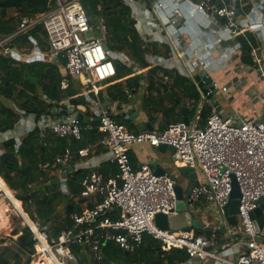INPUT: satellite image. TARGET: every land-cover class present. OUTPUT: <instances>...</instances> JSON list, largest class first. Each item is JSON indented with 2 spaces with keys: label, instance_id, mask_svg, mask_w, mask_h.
Wrapping results in <instances>:
<instances>
[{
  "label": "built area",
  "instance_id": "1",
  "mask_svg": "<svg viewBox=\"0 0 264 264\" xmlns=\"http://www.w3.org/2000/svg\"><path fill=\"white\" fill-rule=\"evenodd\" d=\"M125 1L138 14L135 15L136 27L143 40L169 43L173 46V55L181 53L192 59L188 63L190 71L197 66L213 64L216 61L214 52L222 48L223 40L236 38L244 31L264 24V0H220L222 6L213 0ZM138 2H143V6L139 7ZM247 3L252 6L246 14L241 9ZM188 6H192L193 13L203 12L215 22L218 17L226 19V22L219 23V28L206 38L202 46L183 44L182 37L174 33L167 36L161 33L162 36L151 38L143 32L148 27L151 30H166L168 25L177 22L179 13ZM145 11L147 16L143 20L139 14ZM39 24L44 27L51 54L66 60L67 74L77 78L85 89L97 93L99 85L116 74L115 60L129 66L133 63L126 53L113 51L107 46L104 34L106 26L102 23L101 33L97 32L81 0H56L47 13L36 18L23 16L15 32L0 36V50L7 56L19 58L21 54L13 47L12 40L29 33ZM260 39L264 51V35ZM241 48L239 43H235L223 49L222 62L232 59ZM252 57L254 62L261 63L258 49L253 50ZM167 61L160 56L149 59L150 64L162 67L168 66ZM68 80L67 77L62 80L63 88L68 87ZM217 89L227 91L228 87L212 82L207 94ZM16 110L21 114L22 122L26 119L24 117L32 120L27 134L39 127L42 132L50 130L61 137L82 139V121L76 113L59 116L60 109H53L51 113L38 115L20 107H16ZM93 115L101 119L98 128L105 134L101 141L108 151L105 161L116 163L119 170L109 176L94 171L85 177L80 197H91L94 206L86 207L81 213H73V227L64 228L58 233H54L51 222L33 220L23 206L16 208L33 235L35 249L31 254V264H82L85 256L90 264H105V243L115 241L123 250L133 251L142 244L145 233L160 240L164 250H186L189 254L186 264H202L207 260H218L221 264H264V226L257 229L253 214L264 197V118L246 115L234 117L214 111L204 126L178 120L160 131L135 132L119 122L99 98L95 100ZM15 132V128L0 130V145L15 139L16 147H19L22 138ZM144 142L155 147L162 144L174 146L181 155L178 162L194 167L197 173L203 175L202 178L198 176L199 184L194 186L192 192L185 194V200L189 208L204 201L217 206L224 219L226 233L231 237L236 236L238 244L246 248L239 250L236 260L220 255L219 249L230 244L221 245L214 235L209 238L206 234L197 235L191 229L174 231L158 227V213L172 215L178 211V183L168 173L156 174L149 165L140 168L134 166L129 148L135 143ZM95 151V145L81 147L78 154L85 161L73 162L74 153L67 148L56 159L53 174L60 176L65 196H70L67 182L75 171L97 166L92 155ZM3 154L4 149L0 146V157ZM232 175H235L242 193L236 226L230 225L224 215V207L230 202L233 191Z\"/></svg>",
  "mask_w": 264,
  "mask_h": 264
},
{
  "label": "trees",
  "instance_id": "2",
  "mask_svg": "<svg viewBox=\"0 0 264 264\" xmlns=\"http://www.w3.org/2000/svg\"><path fill=\"white\" fill-rule=\"evenodd\" d=\"M55 2L56 0H0V36L15 32L25 15L36 18L47 13ZM81 2L99 33H101V24L106 26L104 34L107 46L113 51L130 55L140 68L149 67L150 63L146 57L148 52H161V47L157 43L148 44L143 40L136 27L137 20L132 8L125 0H81ZM213 2L218 6L223 5L221 1L213 0ZM251 6V3H247L241 11H249ZM11 9L15 10V15L10 14ZM223 22H226L225 18ZM29 35L37 38L44 49L47 48L46 32L41 24L29 33L16 36L12 40V45L22 47L29 43ZM247 36H240L243 43L242 58L251 61V53L253 47L257 45V40L250 32ZM61 60L65 65L66 60L63 57ZM114 63L116 64V80L134 73V69L123 62L115 60ZM163 69L161 66L148 69L151 91L157 89L156 85L160 80L156 79V76ZM164 71L171 73L167 69ZM65 74L66 72L64 73L56 62L27 63L7 56L0 50V96L14 100L16 106L27 112H36L38 115L51 113L54 102H60L65 98H69L75 106L87 105V100L79 95L80 91L75 87L73 78ZM31 77L37 78L38 82L36 83ZM66 77L70 83L64 89L62 80ZM142 79L141 74L128 77L127 88H124L122 82L115 83L111 86V89L116 91V94H111L112 98L128 101L130 91L135 90L132 82L140 87ZM39 86H41V95ZM49 100L54 102H49ZM144 101L145 104L148 103ZM154 103L155 105L161 104L162 99ZM179 104L180 101L177 100L170 109L166 110L171 121L181 120L174 118ZM210 111L209 109L202 111L205 121ZM90 114L88 110L86 115ZM20 117L21 114L15 106H9L0 101V130L13 129ZM116 119L129 124L132 129L129 121ZM82 126V139L79 140L73 137L58 136L50 130L42 132L37 127L21 139L22 143L19 147H16L15 139L1 144L4 154L0 157V175L5 180L4 182L11 191L16 192L14 196L23 202L25 211L33 219L42 223H52L54 233L73 227L74 223L71 218L73 213H81L86 207L94 206L91 197H80L84 189L83 181L87 175L91 174L89 169L81 168L70 176L67 182L70 190L69 197L64 195L60 176L53 174L56 170L54 167L56 159L63 155L67 148L74 153L73 162H77L81 159L78 154L79 148L102 140L104 133L99 131V123L96 120H93L92 128H88L85 120L82 121ZM118 170V165L112 162H106L101 168L106 176L114 175ZM59 211L61 212L58 214ZM195 231L197 235L204 234L203 230L196 229ZM13 235H18L14 246H5L0 250V264H31V254L35 248L30 228L26 226L20 230H14ZM103 252L105 264H186L189 260L186 250L180 248L164 250L160 240L148 233L144 234L142 244L133 251H125L115 241H108L103 246ZM81 263L90 264L88 257L85 256Z\"/></svg>",
  "mask_w": 264,
  "mask_h": 264
},
{
  "label": "crops",
  "instance_id": "3",
  "mask_svg": "<svg viewBox=\"0 0 264 264\" xmlns=\"http://www.w3.org/2000/svg\"><path fill=\"white\" fill-rule=\"evenodd\" d=\"M193 1L199 2L200 0ZM216 1L219 2L220 0ZM137 4L139 7L143 6V2H138ZM131 8H133V6ZM191 9L192 6H188V8L183 9L182 12H180L181 14L178 17L177 22L173 25H168V28H165L166 30L164 31H161L160 29L151 30L149 27H146L147 30L143 32L148 33L151 38L162 36L160 35L161 33L164 35L166 34V36L169 33H174L182 37L183 44H193L200 47L203 45L206 38L212 35V33L219 28V23H222L224 18L218 17L215 22L214 20L209 18L207 14L200 11L193 13ZM132 11L134 12V10ZM242 12L247 14V12H245L244 10ZM133 15L135 17V15L138 14L134 12ZM139 16L141 19L146 20L147 11H145L144 13H140ZM248 32H250L257 40V45L253 47V50L258 49V52L262 59L260 64L253 61V50L251 53V61H246L242 58L243 43L240 40V36L248 37ZM263 35L264 24H258L253 29L244 31L236 38L226 41L223 40L221 43L222 48L214 52L213 56L216 61L207 67L197 66L192 71H190V65L188 64L192 61V59L181 53L173 55V46H171L169 43L145 41L148 44L157 43L158 46L161 47V52L159 53H147L146 57L148 62L149 59L156 56H160L168 60V66H163L164 69L162 71H159L156 76V79L159 78L160 80L156 85L157 89L151 91V89L149 88L150 76L148 72H145V70L148 71L150 67H155L156 65L150 64L146 69L140 68V66L136 64L134 59L127 54L133 61V63L130 66L127 64L126 65L132 67L134 69V73L117 80L115 79L114 75L113 77L109 78L99 85L97 93L90 89H85L83 85L82 87L77 86L78 84L75 85V87L80 91L79 95H82L88 102L87 105L77 106V109L85 112V121L88 124V128H92L93 120L97 121L98 119L93 115V113L95 108V100L99 98L100 101H102L111 111L115 118H120L126 122L129 121V123H131L130 125L132 126V129H130L129 124L127 125L125 122L121 123L126 125L128 129L135 132L141 131L143 125L147 123L156 130L160 131L165 129L169 123L174 122L173 120L171 121L170 116L166 114V110L170 109L173 103L177 102V100L180 101V104L176 110V115L174 118L183 120L181 107L188 106L191 112L190 121L192 123L196 122L201 126H204L207 122L205 121L206 119L204 120V118L202 117V111L205 109L211 110L209 116L214 111H218L227 116L236 117L239 115H246L257 119H262L264 118V51L262 49L263 42L260 38ZM45 41L47 48L44 49L43 45L38 42L37 38L29 35V43L23 45L22 47L13 45V47L16 48L17 51L21 54L19 58L16 59L27 63L49 61L56 62L57 64H59L62 71H65V65L61 62L62 57L56 58L51 54L47 35ZM235 43H239L240 46H242L241 50H239L238 54L232 59L228 60L227 62H222V50ZM166 69L170 70L171 73H165L164 70ZM188 69L190 72L188 71ZM136 74L142 75V86L137 87L135 83L132 82L133 88L135 90L134 92L130 91L128 101L113 99L111 94H116V91L114 89H111V86H113L117 82H122L124 88H127V78ZM198 74H203L204 78H208L212 82H217L220 86H227V91H224L222 89L214 90V92L211 93L212 97H210L211 94H204L201 90L202 88L199 82L195 78ZM78 82L80 83L79 80ZM138 93H140V99L139 97L137 98ZM196 95H198V98H196ZM147 99H149V101ZM160 99H162V103L155 105L154 102L156 100L160 101ZM144 100H146L148 103L145 104ZM152 100H154V102H152ZM49 102L54 101L49 100ZM59 103L60 107H56L54 105L51 111L53 109H60L61 112L63 106H66V104H72L69 98H65ZM16 107L19 106L15 105V108ZM199 109L201 110L200 113L198 112ZM88 110L91 112L89 116L86 115V112ZM73 114V112H69L68 114H61V116H71ZM24 118L26 119L23 122L21 120L22 118L19 119L14 127L16 131L15 133L18 134L20 138H23L27 135V127L31 124L32 121L31 118ZM101 141L102 140L96 143L89 144L96 146V151L92 155H94V162L97 163V166L87 168L90 170V173L94 171L102 172L101 168L106 163L105 159L108 151L102 146ZM129 154L134 166L137 168H140L142 165H149L155 170V167L152 165V162L154 161L156 162L157 166L164 167L167 170V173L173 167L172 156L169 152H164L160 149V147L152 146L151 144L146 142L135 143L131 145L129 148ZM81 161H85V158H81L80 162ZM175 163L177 165H181L178 161ZM199 174L200 173H198V176H200ZM5 206L6 205H4V207ZM211 209L215 213L218 212L217 217L209 212V210ZM188 210L193 214L194 218H200L203 222H205L206 228L214 230L213 235L217 238L219 237L218 239L221 245L230 244V246L227 245L226 247H221L219 249L220 255L230 258L231 260H236L239 254V250L246 249L244 245L238 244V238L231 237L226 233L224 219L218 211L216 205L204 201L198 203V205L193 208H189ZM179 212L180 210L178 209V211L174 214H178ZM2 220H0V224L4 225L6 223V220ZM217 222H221L224 226V231L222 233L219 226L216 225ZM189 229L194 231L196 230L193 227H190ZM171 230L180 231L183 229ZM223 239L224 242H222ZM202 264H221V262H219L218 260H207Z\"/></svg>",
  "mask_w": 264,
  "mask_h": 264
},
{
  "label": "water",
  "instance_id": "4",
  "mask_svg": "<svg viewBox=\"0 0 264 264\" xmlns=\"http://www.w3.org/2000/svg\"><path fill=\"white\" fill-rule=\"evenodd\" d=\"M180 16V13H179ZM92 35V32H90ZM196 80L199 82L201 86L202 92L208 93L212 88V81L208 78H204L203 74L196 75ZM32 80L35 81V78L31 77ZM212 97V94L211 96ZM56 107H60L59 102H55ZM69 112L76 113L78 118L81 121L85 120V112L82 110H78L77 106L71 104L69 106H63L60 114H68ZM181 113L183 115V120L187 123L190 122V108L188 106L181 107ZM100 118L97 119L100 122ZM145 130H155L150 124H144L141 131ZM160 149L164 152L172 153V160L174 162L181 160V155L177 152L176 148L172 145L162 144ZM152 165L155 167V173L158 175H163L167 173V170L164 167L157 166L156 162H152ZM181 169L185 174L188 175L189 178V186L187 189L186 194H190L195 185L199 184L198 173L196 169L192 166L188 165H181ZM233 178V191L231 195L230 202L224 207V215L227 217L228 222L232 226H236L238 223L237 215L239 213V206H240V198L242 196L240 185L235 177L232 175ZM177 196L179 199L178 202V209L180 212L178 214L168 215L165 213H158L156 215V223L158 227L164 230H171V229H183L189 230L190 227L194 229L204 230L205 234L211 238L214 234V230L206 228L205 222H203L200 218H194L193 214L188 210V204L185 200V193L183 187L180 185L176 186ZM254 217L256 219V227L260 230L264 226V197L260 200V205L255 209L253 212ZM224 242V239L222 240Z\"/></svg>",
  "mask_w": 264,
  "mask_h": 264
},
{
  "label": "rangeland",
  "instance_id": "5",
  "mask_svg": "<svg viewBox=\"0 0 264 264\" xmlns=\"http://www.w3.org/2000/svg\"><path fill=\"white\" fill-rule=\"evenodd\" d=\"M15 13L16 12H15L14 9H11L10 10V14H14L15 15ZM65 72H66V69H65L64 73ZM145 72L147 73V70H145ZM65 75L67 77L69 76L67 74V72H66ZM35 81L37 83L38 82V79H35ZM73 83H74V85H77L78 84L77 86H81L82 87V84L78 82V79L77 78H73ZM39 94L40 95L42 94V92H41V86H39ZM138 97H139V99L141 98L140 93L137 94V98ZM0 101L4 102L5 104H7L9 106H13L14 107L16 105V102L14 100L5 99L2 96H0ZM170 155L172 156V153H170ZM168 174H170L171 176H173L176 179L178 185H180L181 187H183L184 192L186 194L187 189H188V186H189V178H188V175L185 174L183 172V170L181 169V165H177L174 162V160H173V167H172L171 170L168 171ZM199 175H200L201 178L203 177V175L201 173ZM0 192H1V196H0L1 201L4 199L2 202L5 203V205H7L6 207H10V209H11L9 212H7L8 215H7L6 223L4 225L0 224V250H2L5 246H11V247L14 246L15 240L18 237V235H13L14 230H20V229L26 227V223H25V220H24L22 214L17 211V209L15 208L14 204L6 197V195L4 194V191H2L0 189ZM15 193L16 192L13 191V194L14 195H15ZM20 203L23 206V202L20 201ZM23 208H24V206H23ZM24 210H25V208H24ZM61 211H59L58 214ZM209 212L212 215H214L215 217L218 216L217 215L218 212L215 213L212 209L209 210ZM33 220H35V219H33ZM216 225L219 226V228L221 230V233H222L224 231L223 224L221 222H217ZM202 235H204V234H202Z\"/></svg>",
  "mask_w": 264,
  "mask_h": 264
},
{
  "label": "bare ground",
  "instance_id": "6",
  "mask_svg": "<svg viewBox=\"0 0 264 264\" xmlns=\"http://www.w3.org/2000/svg\"><path fill=\"white\" fill-rule=\"evenodd\" d=\"M4 181L5 180L0 176V186H1L0 189L4 191V194L14 204L15 208H22V204L20 203L19 199L16 196H14L13 191L9 189V187ZM2 201H0V220L3 219L5 221L7 220V215H8L7 212H9L11 209L10 207H6L7 205L4 207L5 203H3Z\"/></svg>",
  "mask_w": 264,
  "mask_h": 264
}]
</instances>
